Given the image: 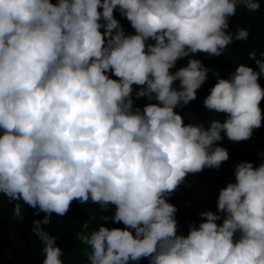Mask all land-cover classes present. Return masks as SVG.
<instances>
[{"label": "clouds", "instance_id": "clouds-1", "mask_svg": "<svg viewBox=\"0 0 264 264\" xmlns=\"http://www.w3.org/2000/svg\"><path fill=\"white\" fill-rule=\"evenodd\" d=\"M240 5L260 8L258 0H0V194L16 202L14 217L22 219L21 200L45 213L44 224L74 200L115 206L111 220L123 228L100 224L79 236L88 264H264V153L258 166H234L217 211L200 212L186 236L167 202L188 174L229 159L217 144L224 136L246 141L262 126L264 51L249 53L259 72L246 64L225 78L213 72L203 106L223 121L185 124L175 111L196 99L209 70L194 58L172 69L246 40V29L226 31ZM134 85L150 101L142 110ZM33 223L42 264H63L55 238Z\"/></svg>", "mask_w": 264, "mask_h": 264}, {"label": "trees", "instance_id": "trees-1", "mask_svg": "<svg viewBox=\"0 0 264 264\" xmlns=\"http://www.w3.org/2000/svg\"><path fill=\"white\" fill-rule=\"evenodd\" d=\"M236 11L238 15L237 21H244V24H240V29H246L245 26H252L253 29L256 28V34L261 37L263 42L257 44L254 41L251 45L245 44L243 49L237 52H233L232 49L226 48L225 52L220 56L226 59L233 58L236 60L238 65L246 64L247 66L253 68V70L259 72L255 61L249 60V53L255 51L257 58H260V52L264 51V4H261L259 10L255 12H247L248 10L243 5L238 6ZM120 24L126 33H134V30L131 28L130 23L127 20L120 22ZM101 31H103V29H101ZM216 57L217 56H208L206 53L198 52L196 54H190L189 57L182 58V64L180 67L186 66L189 58H194L199 59L209 70L207 73V80L201 88L197 90L196 99L194 101H190L183 107L175 109V111L182 114L185 124L203 123L207 127L209 121L212 119H220L221 121L224 119L223 114L210 112L203 106L204 98L209 94L210 88L216 83L217 77L213 75V72L218 73L221 78L231 76L233 73L222 72L220 67L216 64L219 57ZM109 75L111 76V73H109ZM111 78L115 79L116 77L111 76ZM258 83L262 88H264V76L259 77ZM175 84L178 86L179 82L176 81ZM137 90L138 86L134 85V108L138 107L142 100H145L146 103L150 102L146 98H136L135 92ZM259 107L264 112V99L261 100ZM261 131L264 135V123ZM217 144L227 149L229 159L226 162H223L219 169L205 168L199 173L188 174L184 183H182L178 189L167 198V202L175 205L177 208L175 218L177 220L178 227L188 228L189 224L194 223L198 225L199 223V220L196 217L195 198L190 191L189 184L187 183L188 177L193 176L207 183L209 190L202 197V200L205 207H208L212 201L217 200L219 189L225 187L229 182H235L234 166L238 162L250 161L254 166H258L262 162V158L255 157L251 154L250 150L245 146L246 144H244L243 141L228 142L224 136V138L221 141H218ZM15 203V201L9 203L8 198L3 196V194H0V228L9 225L11 228L10 235L12 237L31 236L39 243V247L34 253L33 264H42L44 259L43 245L40 238L34 232L35 225L33 221H40V227L50 236L55 238V244L62 249L63 256L61 258L63 260V264H88V252L90 251V248L80 241L79 236L81 234H90L92 231L97 230L100 224L108 228L124 227L122 223H114L111 220V217L114 215L115 206H109L107 210H103L100 208L99 204L93 203L90 200L83 204L74 200L71 203L68 212L64 216H58L57 214L52 213L49 217V223L47 224L43 223L45 216L44 212H40L29 207L22 200L19 201L22 208V219L14 217L13 205ZM216 211L217 208L214 212ZM221 215L223 214L221 213ZM105 216L109 217L108 221L100 219V217ZM85 223L88 224L87 228H84ZM217 223H220V221ZM64 241L66 243L65 246L60 245V243ZM129 264H148V260L142 258L139 262L130 261Z\"/></svg>", "mask_w": 264, "mask_h": 264}, {"label": "rangeland", "instance_id": "rangeland-1", "mask_svg": "<svg viewBox=\"0 0 264 264\" xmlns=\"http://www.w3.org/2000/svg\"><path fill=\"white\" fill-rule=\"evenodd\" d=\"M53 2H55L53 0ZM258 2L261 4H264V0H258ZM241 9V8H240ZM250 12V11H247ZM114 17L119 22H124L127 19L120 16L119 11H114ZM238 15L237 11L234 16L229 18V28L226 31H230L232 33H235L237 29H240V24H244L242 22L237 21ZM246 30L248 31V38L246 40H233L232 44H230L227 48L232 49L233 52H237L241 49H243V46L245 44H253L254 41L259 44L262 43L263 40L259 35L256 33V28L253 29L252 26L246 27ZM217 56L216 58H218ZM182 64V59L177 61L176 67L172 69L174 72L177 70L178 67H180ZM222 72L224 73H230L234 72L235 68L238 66V63L233 58H224L220 56L217 59L216 63ZM147 104L145 100H142L138 107L143 108V106ZM262 111V110H261ZM262 117H264V112L262 111ZM264 119H262L263 121ZM263 126V122H262ZM262 126L258 129H254V136L255 139H248L246 141H243L245 146L250 150L251 154L255 157L261 158V153H264V135L261 131ZM228 142H233L227 139ZM187 183L189 184L190 191L193 194L196 202V217L199 220V222L202 220V218L199 216L200 212L203 211H215L216 209V201H212L208 207H205L204 202L202 200V197L208 192L209 186L207 183L201 179H198L196 177L190 176L187 178ZM178 234L187 235L188 228H182L178 227L177 229ZM11 228L8 226L0 228V264H33L34 263V253L39 247V243L32 238L31 236H19V237H12L10 235ZM65 241L60 243V245L65 246Z\"/></svg>", "mask_w": 264, "mask_h": 264}, {"label": "built area", "instance_id": "built-area-1", "mask_svg": "<svg viewBox=\"0 0 264 264\" xmlns=\"http://www.w3.org/2000/svg\"><path fill=\"white\" fill-rule=\"evenodd\" d=\"M262 122L264 123V120H263ZM251 139H255L254 131H253V133H252Z\"/></svg>", "mask_w": 264, "mask_h": 264}]
</instances>
